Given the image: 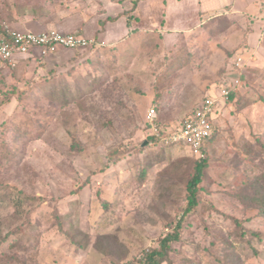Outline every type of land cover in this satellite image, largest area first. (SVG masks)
<instances>
[{
    "label": "rangeland",
    "instance_id": "obj_1",
    "mask_svg": "<svg viewBox=\"0 0 264 264\" xmlns=\"http://www.w3.org/2000/svg\"><path fill=\"white\" fill-rule=\"evenodd\" d=\"M96 1L0 0V22L51 5L96 12ZM250 30L242 17L177 32L138 22L121 42L64 49L55 68L47 60L1 73L0 264H130L156 247L186 204L195 160L185 145L150 138L148 111L177 123L237 53L248 63L242 99L214 116L198 205L169 259L264 264V218L244 203L264 190V58L246 55L259 44L257 34L247 44ZM232 217L262 235L251 237L254 251Z\"/></svg>",
    "mask_w": 264,
    "mask_h": 264
},
{
    "label": "crops",
    "instance_id": "obj_2",
    "mask_svg": "<svg viewBox=\"0 0 264 264\" xmlns=\"http://www.w3.org/2000/svg\"><path fill=\"white\" fill-rule=\"evenodd\" d=\"M99 2H93L94 6H99L96 12H88V7L84 9L86 4L80 8L70 5V9L64 8V11L60 9V6L51 5L46 9L49 12L45 15L22 9L15 16L10 14L7 17V23L17 29L34 32L51 27L62 32L79 30L78 33L86 37L98 38L106 45L116 41L121 42L122 37L127 35L131 27H135L138 22H143L149 28L159 26L164 31L177 32L201 30L206 23L214 25L218 19L233 21L234 17H242L251 27L247 44L253 43L250 40L255 34H257L259 43L256 45L258 49L255 44L248 47V50H257L254 53L246 51V55H252L251 59L255 57L254 54L259 58H264L260 56V53L264 54V0H99ZM132 11L138 12L137 17L134 18L135 21L131 18ZM63 51L66 50L59 49L41 60L31 54L17 55V64L13 70L21 71L24 68L33 70L40 62L48 63L47 60H49L50 67L55 68L64 62L63 55L67 51ZM237 54L241 55L244 60L241 70L243 74L248 63L245 53ZM10 70L5 69L0 73L6 74ZM225 72L222 73L221 79Z\"/></svg>",
    "mask_w": 264,
    "mask_h": 264
},
{
    "label": "built area",
    "instance_id": "obj_3",
    "mask_svg": "<svg viewBox=\"0 0 264 264\" xmlns=\"http://www.w3.org/2000/svg\"><path fill=\"white\" fill-rule=\"evenodd\" d=\"M2 29L4 34L0 37V71L13 69L17 64V55L31 54L41 60L59 49L80 50L105 44L98 38L86 37L78 32H62L53 27L34 32L20 30L3 22ZM243 66L242 56L235 55L223 74L222 83L212 86L194 113L182 123L168 125L163 132L154 122V108H150V135L154 137V141L161 145H185L196 158H203L202 142L211 135L212 119L226 103L230 91L240 90Z\"/></svg>",
    "mask_w": 264,
    "mask_h": 264
},
{
    "label": "trees",
    "instance_id": "obj_4",
    "mask_svg": "<svg viewBox=\"0 0 264 264\" xmlns=\"http://www.w3.org/2000/svg\"><path fill=\"white\" fill-rule=\"evenodd\" d=\"M3 29H2V22H0V37L3 36ZM82 50V49H80ZM15 68V67H14ZM13 68V69H14ZM12 70V69H11ZM1 75V73H0ZM241 78V83L242 80L244 79L243 74L240 75ZM219 83H222L221 77L218 79L217 83L215 85H218ZM41 89V88H39ZM14 91V90H13ZM240 90H233L230 91L229 96L226 100L225 104H234V102H238L239 100L242 99L241 94L239 93ZM205 95L202 96V98L193 106L192 109H190L189 112L185 113L178 121L177 123H182L185 119L189 118L195 111L196 107L200 103V101L203 99ZM9 101L10 99L7 98ZM155 110V109H154ZM216 115V114H215ZM214 119V118H213ZM212 119V123H213ZM26 124H30L28 120L25 121ZM24 122V123H25ZM155 123L158 127V129L163 132L165 128L169 125L168 122H164L160 120L155 113ZM217 134L216 126L213 124V131L209 137L203 140L201 149L204 153L203 158H196L192 153L191 157L194 158V166L192 169L191 174L188 176V178L185 181L184 184V190H185V201L186 204L182 208L181 214L179 218L177 219L175 225L172 227L171 231L167 232L165 235H163L159 240H158V245L156 247H151L142 252L141 255L136 256L130 264H162L163 262H168L170 264V259H169V253L171 251L172 244L177 242L180 238V230L182 228L183 222L185 218L190 215L197 207L198 205V195L200 191V184L203 182L204 179V172L207 169V158H208V153H207V148L208 144L215 138ZM150 138L153 139L154 137L150 135ZM148 136V139H150ZM259 146L264 149V141L259 142ZM163 148H165L163 146ZM115 153V152H114ZM117 153H118V148H117ZM145 173V168H142L141 170V176H143ZM247 193V196L248 197ZM249 199L246 198L245 202L247 205H252L257 208V212L261 218H264V190L259 192L255 191L249 195ZM106 203V201H103V205ZM231 221L235 224L238 232V237L241 241L247 242L249 244V247H252V250L254 251L255 248H253L251 244V237H255L257 239H261L262 235L257 232V231H250L247 230L244 226L241 220L237 218H230ZM250 234V235H249Z\"/></svg>",
    "mask_w": 264,
    "mask_h": 264
}]
</instances>
